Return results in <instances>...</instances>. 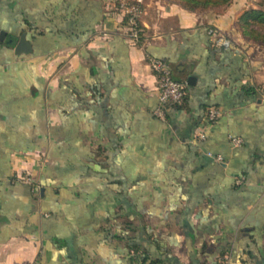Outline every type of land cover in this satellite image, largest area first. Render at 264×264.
<instances>
[{"label":"crops","instance_id":"0c3cea01","mask_svg":"<svg viewBox=\"0 0 264 264\" xmlns=\"http://www.w3.org/2000/svg\"><path fill=\"white\" fill-rule=\"evenodd\" d=\"M249 9L264 0H151L133 43L107 0H0V264H129L128 244L167 264H264V42L242 35ZM22 34L31 50L16 53ZM152 56L186 83L162 118Z\"/></svg>","mask_w":264,"mask_h":264},{"label":"built area","instance_id":"2783aa9c","mask_svg":"<svg viewBox=\"0 0 264 264\" xmlns=\"http://www.w3.org/2000/svg\"><path fill=\"white\" fill-rule=\"evenodd\" d=\"M127 14L126 27L128 31V36L133 43H137L143 40L144 34L140 24L141 11L131 8H126ZM207 34L210 36L211 41L214 46L219 48L228 49L231 47L230 39L222 33L216 27H209L207 29ZM148 65L154 78H156V89L158 93V106L155 110V114L162 118L163 117V106L165 104H175L178 105L182 103L186 96V83L184 81L175 80L172 78V72L170 66L164 60L154 58L153 56L148 58ZM264 97V88L263 93ZM220 113L216 108L210 107L207 110V119L210 123H214ZM200 139L203 135L199 136ZM230 144L233 148L240 147L242 144V139L235 136H228ZM208 157L212 158L217 163H222L223 159L220 155H212V153L207 152ZM14 180L21 181L25 183H32L30 175H15ZM242 179H236L235 182L240 184Z\"/></svg>","mask_w":264,"mask_h":264},{"label":"trees","instance_id":"16d2710c","mask_svg":"<svg viewBox=\"0 0 264 264\" xmlns=\"http://www.w3.org/2000/svg\"><path fill=\"white\" fill-rule=\"evenodd\" d=\"M181 2V6L190 11H196L198 9H214L219 6H225L231 0H178ZM238 25L242 31V35L248 39L264 42V11L249 9L242 13L239 19ZM175 105V104H173ZM179 105V104H178ZM128 249L131 252L129 256V264H167L166 261L159 258H154L143 250L138 251V247L128 244Z\"/></svg>","mask_w":264,"mask_h":264},{"label":"rangeland","instance_id":"374dc122","mask_svg":"<svg viewBox=\"0 0 264 264\" xmlns=\"http://www.w3.org/2000/svg\"><path fill=\"white\" fill-rule=\"evenodd\" d=\"M107 1H109L110 7H112V9L117 10V13L123 18L125 25H126V21H127V14L125 12L126 8H130V7L132 8L133 7L134 9L141 11V16H142L143 12L146 8V4L148 2H151V0H107ZM152 1H154V0H152ZM159 1L160 2H163V1L164 2H175L176 4L178 3L179 5L182 4L178 0H159ZM220 7H223V6H219L216 8H220ZM198 10H200V9H198ZM204 10H207V9H204ZM141 16H140V19H141Z\"/></svg>","mask_w":264,"mask_h":264},{"label":"water","instance_id":"95a60500","mask_svg":"<svg viewBox=\"0 0 264 264\" xmlns=\"http://www.w3.org/2000/svg\"><path fill=\"white\" fill-rule=\"evenodd\" d=\"M2 37L3 32H0V41L2 40ZM14 49L16 53L29 52L31 50L30 44L26 41L24 34L20 35Z\"/></svg>","mask_w":264,"mask_h":264}]
</instances>
